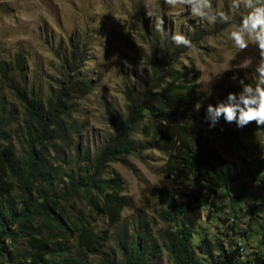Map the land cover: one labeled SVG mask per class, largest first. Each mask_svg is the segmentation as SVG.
Returning a JSON list of instances; mask_svg holds the SVG:
<instances>
[{"label": "trees", "instance_id": "1", "mask_svg": "<svg viewBox=\"0 0 264 264\" xmlns=\"http://www.w3.org/2000/svg\"><path fill=\"white\" fill-rule=\"evenodd\" d=\"M156 13L150 21L140 18L147 54L140 49L134 52L138 60H144L148 72L141 80L132 77L136 81L130 78L124 83L123 109L107 108L110 132L97 146L95 155L91 156L89 150L80 155L75 149L74 172L67 171V152L72 150L77 134L71 122L73 106L75 100H81L93 89L92 82L80 73L81 46L70 40L68 52L56 51L61 61L60 76L46 77L41 84L26 77V58L22 53L0 59V264H83L87 255L99 252L104 248L106 232L98 236L88 217L103 216L112 226L130 205L123 195L121 176L110 169V164L126 165L128 156L149 149L166 155L164 169L174 183H193L186 191H162L161 195L164 209L159 216L171 226L162 231L161 246L173 264H264V237L257 238L253 245L237 222L238 215L232 212L231 236L222 235L223 239L230 236L228 247L223 240L213 245L204 236L193 243L203 208H215L218 191L245 178L264 189V174L260 171L264 172V166L260 164V170H255L247 161L237 166L212 147L196 127L198 72L193 64L177 67L188 50L172 42L174 26L169 31L164 15ZM157 17L163 18V31L155 30ZM184 24L186 29L179 25L177 32L195 46L210 35L192 20H185ZM14 126L20 129V154L11 142ZM72 198L84 202L87 216L81 214L73 220L62 216L63 202ZM241 210L249 215V222L244 224H251L250 231H262V226L253 225L259 218L256 207ZM37 220L48 224L52 234L41 235ZM72 235L79 248L74 255L67 248L66 236ZM20 241L25 247L18 250ZM118 245L119 264H150L154 256L148 253L153 249L144 232L121 240ZM160 250L156 247V252ZM102 264L117 263L105 258Z\"/></svg>", "mask_w": 264, "mask_h": 264}, {"label": "rangeland", "instance_id": "2", "mask_svg": "<svg viewBox=\"0 0 264 264\" xmlns=\"http://www.w3.org/2000/svg\"><path fill=\"white\" fill-rule=\"evenodd\" d=\"M230 2L231 0H213L214 6L219 4L221 10L229 12L234 23L238 24L243 12H231ZM149 10L154 15L157 14L156 11L164 15L169 31L174 26L177 32L179 25L184 30V21L192 20L210 33L190 54L188 51L183 54L177 66L183 69L193 64L198 72L197 103L202 104V108L195 112L196 127L224 158L237 166L247 161L252 169L260 170V164L264 166L263 127L251 123L240 129L236 123H226L222 118L215 129L209 130L208 124L204 123L208 105H217L229 92L238 93L241 90L240 80L253 87L258 84L254 64L247 69L236 67L245 58L257 57V50L252 45L244 52L235 49L228 39V25H210L194 18L186 7L173 12L164 0H0V59L8 60L16 52L22 53L26 58L27 78H34L41 84L46 77H59L61 61L56 56V51L68 52L70 40L81 46L83 62L80 73L92 82L93 89L81 100H75L73 106L71 122L74 123L77 134L72 142V150L67 152V159L70 161L67 171L74 172L77 166L75 149L80 155L89 150L90 155L94 156L97 146L110 132L106 111L111 107L124 108V83L130 78L136 81L132 77L141 80L148 72L144 60H138L134 52L140 49L147 54V46L141 39L143 27L140 18L144 16L145 20L150 21L152 17L148 16ZM230 63L233 70L215 80ZM233 76L236 80L232 79ZM209 84L213 93L211 96L201 91L202 86ZM12 129V146L20 154V129L17 126ZM136 138L142 139L139 135ZM126 161V165L121 162L112 163L110 169L121 176L123 195L129 199L130 205L122 210L119 222L112 226L103 216L88 217L93 231L98 236L106 232L107 238L104 248L87 255L83 264H102L105 258L119 264V242L130 240L132 235L135 238L143 232L147 234L149 245L153 249L148 250V253L154 255L150 264H173L171 257L161 246L162 231L171 227L159 216L161 209H164L161 195L162 191H186L193 183H174L164 169L166 155L158 150H145L128 156ZM262 170L260 171L264 174ZM247 206L256 207L259 218H255L257 222L254 221L253 225L257 223L262 226L264 232V189L257 188L255 182L245 178L228 188L220 189L215 197V208H209L208 205L203 208L202 218L198 222V235L193 238L194 245L198 243V237L204 236L213 245L217 240H223L225 247H228L227 239L231 242L229 237L232 230L229 228L233 224L230 214L238 215L237 222L246 226L242 222H249V215L242 214L241 209ZM220 212L228 214L229 218ZM61 213L63 217L73 220L81 214L87 216L88 209L82 200L72 198L63 202ZM250 225L246 226V232L251 243L256 245V239L264 235L261 230L256 233L250 231ZM36 227L43 236L52 234L48 224L41 220L36 221ZM223 233L230 236L223 239ZM66 238L68 251L70 255H74L79 249L76 236ZM22 247H25L24 241H20L17 249L21 250ZM156 247L161 249L159 253L156 252Z\"/></svg>", "mask_w": 264, "mask_h": 264}, {"label": "clouds", "instance_id": "3", "mask_svg": "<svg viewBox=\"0 0 264 264\" xmlns=\"http://www.w3.org/2000/svg\"><path fill=\"white\" fill-rule=\"evenodd\" d=\"M164 3L173 12L186 7L194 18L210 25L217 23L228 25L230 29L228 39L235 49L244 52L252 45L258 52L257 57L245 58L236 66L239 69H247L254 64L255 72L258 73L257 86L253 87L240 80L241 90L238 93L229 92L226 98L217 105L209 104L204 117V123L208 124L209 130L215 129L222 118L226 123H236L240 129L253 122L257 126H264V0H231L230 11L243 12L238 24L234 23L229 12L221 10L219 4L214 6L213 0H164ZM148 16L153 18L154 12L149 10ZM154 27L158 32L163 31L162 17L155 18ZM171 40L177 47L187 49L189 54L195 48L193 42L179 32L173 33ZM232 70L230 63L215 80L222 78L225 72ZM232 79L236 80V77L233 76ZM201 91L207 96L213 94L211 84L202 86ZM201 108L202 104L195 105L197 112Z\"/></svg>", "mask_w": 264, "mask_h": 264}, {"label": "built area", "instance_id": "4", "mask_svg": "<svg viewBox=\"0 0 264 264\" xmlns=\"http://www.w3.org/2000/svg\"><path fill=\"white\" fill-rule=\"evenodd\" d=\"M232 219H233V218H232ZM233 220H234V219H233ZM244 222H245V221H243L242 224H244ZM245 225H246V224H245ZM246 226H247V225H246ZM246 226H242V229L247 230L248 228H247ZM245 234H246V237L248 236V238H249V234H248L247 232H246ZM239 241H240V238H239ZM250 242H251V241H250ZM241 249H242V245H241ZM263 251H264V250H263Z\"/></svg>", "mask_w": 264, "mask_h": 264}, {"label": "bare ground", "instance_id": "5", "mask_svg": "<svg viewBox=\"0 0 264 264\" xmlns=\"http://www.w3.org/2000/svg\"><path fill=\"white\" fill-rule=\"evenodd\" d=\"M232 222L234 223V220L232 219ZM240 245H241V243H240Z\"/></svg>", "mask_w": 264, "mask_h": 264}]
</instances>
